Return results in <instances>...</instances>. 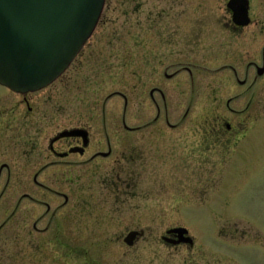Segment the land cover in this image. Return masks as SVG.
Returning a JSON list of instances; mask_svg holds the SVG:
<instances>
[{"label": "flooded vegetation", "instance_id": "flooded-vegetation-1", "mask_svg": "<svg viewBox=\"0 0 264 264\" xmlns=\"http://www.w3.org/2000/svg\"><path fill=\"white\" fill-rule=\"evenodd\" d=\"M155 1L154 8L141 9L140 23L132 27L136 28L131 33L134 40L123 42L125 47L120 58L124 75L135 79L131 84L127 81L129 92L136 90L137 95L149 103L147 106L155 113L153 120L128 125L124 115L120 127L118 122H108L104 116L101 136L94 138L98 123L93 122L92 116L87 121H80L74 73L65 78L68 72L80 68L82 61L76 65V60L87 41L68 67L41 89L17 92L0 84V177H31L33 180L29 183L33 191H50L52 194L48 204L25 193L32 203L23 226L29 249L47 242L37 237L46 230L37 226L43 219L42 215L31 219L42 205L46 211L53 208L58 213L71 204L68 219H77L82 208L84 217H88L86 220H96V216H92L93 206H86L83 200L72 202L60 189L61 176L105 172L108 177H115L117 188L127 194L138 188L137 183L147 161H160L161 166L162 160L169 159L174 163L166 175L191 174V161L196 160V154L191 148H184V152L177 155L174 148L178 138L187 133L192 136L194 129L206 140H220L218 143L226 146L223 149H230V145L251 148V140L255 139L251 120L256 117L258 102L264 105V0ZM105 4L108 9V0ZM97 28L98 23L90 37ZM101 32L98 43L108 39V30L104 31L105 35ZM83 58L84 64L90 61L95 64L92 69L95 77L107 75L108 56L101 48L90 50ZM56 80L59 81L57 86L54 85ZM258 81H263V84L258 86ZM220 92L221 95L216 96ZM203 94L213 95L210 102L213 112L226 115L218 114L214 120L196 123L170 121L171 113L182 111L184 116L188 114L195 101L193 97ZM226 94L231 95L225 97ZM122 96L125 111L127 98ZM71 98L76 103L69 105ZM180 124L192 126L181 130L185 133H176L183 128ZM150 128L163 132L156 133L155 143L139 142L138 136L142 137L148 130L153 132ZM116 133L121 135L115 139ZM174 134L179 136L174 137ZM162 135L168 136L167 141ZM246 137L249 143L241 144L240 141ZM148 146L153 152H148ZM200 154L206 159L207 155ZM61 197L63 201L59 202ZM30 219L35 221L30 223ZM103 219L111 220L108 208ZM15 220L14 216L4 218L0 222V230L17 225ZM172 224L160 234V240L168 246H193L189 232L182 235L183 238H191L186 242L180 240L177 232L170 231L184 226L177 221ZM131 231H135L133 239L124 241ZM143 233V230L134 228L123 236V264H140L142 254L132 248L137 247ZM106 243L108 245V240ZM105 254H108V248Z\"/></svg>", "mask_w": 264, "mask_h": 264}, {"label": "rangeland", "instance_id": "rangeland-1", "mask_svg": "<svg viewBox=\"0 0 264 264\" xmlns=\"http://www.w3.org/2000/svg\"><path fill=\"white\" fill-rule=\"evenodd\" d=\"M155 3V0H108V9L105 4L98 28L77 57L76 65L82 61L80 68L65 76L74 73L80 121H87L92 116L93 122L98 123L94 138L101 136L104 116L108 122H118L120 127L124 115L128 125L142 124L155 116L147 106L149 103L138 96L136 90L129 92L127 81L131 84L135 79L124 75L120 61L125 47L123 42L134 40L131 33L140 23L141 9L154 8ZM106 30L108 39L98 43L99 32L102 31L103 35ZM96 47L108 56L107 75L95 77L92 73L95 64L90 60L84 64L83 57ZM58 82L56 80L54 85L57 86ZM262 84L263 81H258V86ZM122 95L127 98L125 111ZM218 95L221 92L216 93ZM212 98L210 94L194 96L192 110L185 116L182 111L171 113L170 121L196 123L214 120L218 114L225 116L210 109ZM74 103L71 98L69 105ZM260 103L257 104L256 117L251 120L255 139L251 140L250 149L242 148L243 145L223 149L226 146H221L220 140H206L195 129L191 131L192 136L190 133L184 136L185 140L184 137L178 138L174 148L177 155L183 153L184 148H191L196 154V160L191 161V174L186 176L179 173L166 175L174 163L169 159L162 160L161 166L160 161H147L138 188L127 194L121 193L115 177L110 178L105 172L94 175L81 172L78 176L59 177L64 194L72 202L83 200L86 206H93L92 216L97 218L95 221L86 220L88 217H84L81 208L78 218L72 220L68 219L71 204L58 213L53 208L46 211L42 205V209L31 217L42 215L37 226L46 230L37 237L47 242L41 247L29 249L26 245L23 226L32 203L25 193L50 204L51 192L33 191L29 183L33 180L31 177H0V222L14 216L17 224L0 230V264H123L125 244L122 238L134 228L144 232L137 247L132 248L141 252L140 264H264V105ZM188 126L192 125L180 124L183 128L176 133ZM150 130L153 132L148 130L142 137L138 136L139 142L155 143L156 133L163 132L155 128ZM116 134L115 139L121 135ZM178 136L174 134V137ZM162 137L167 141L168 136ZM240 143H249L248 137ZM148 152L153 149L149 147ZM200 152L207 155L206 159ZM136 206L139 209H135ZM107 208L111 220L105 221ZM31 219L30 223L35 221ZM173 221L188 229L193 246H168L160 240V234L173 226Z\"/></svg>", "mask_w": 264, "mask_h": 264}, {"label": "water", "instance_id": "water-1", "mask_svg": "<svg viewBox=\"0 0 264 264\" xmlns=\"http://www.w3.org/2000/svg\"><path fill=\"white\" fill-rule=\"evenodd\" d=\"M104 1L0 0V84L27 92L51 83L91 35ZM170 231L191 240L184 227Z\"/></svg>", "mask_w": 264, "mask_h": 264}]
</instances>
